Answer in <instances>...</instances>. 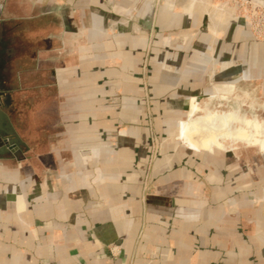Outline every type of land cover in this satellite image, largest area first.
I'll list each match as a JSON object with an SVG mask.
<instances>
[{"label": "crops", "instance_id": "1", "mask_svg": "<svg viewBox=\"0 0 264 264\" xmlns=\"http://www.w3.org/2000/svg\"><path fill=\"white\" fill-rule=\"evenodd\" d=\"M132 11L0 0V264H264V148L209 139L230 107L264 127V44L211 18L217 52L197 64L160 39L179 15L108 33Z\"/></svg>", "mask_w": 264, "mask_h": 264}, {"label": "rangeland", "instance_id": "2", "mask_svg": "<svg viewBox=\"0 0 264 264\" xmlns=\"http://www.w3.org/2000/svg\"><path fill=\"white\" fill-rule=\"evenodd\" d=\"M115 1L116 0H103V3L108 8H111ZM141 1L146 5V12L143 16H139L135 11L127 12L124 15L106 16L104 19V27L107 29L108 33L117 34L123 32L138 35V33L141 32L145 34L147 38H150L155 33L154 25L158 13L160 11H162L163 14L168 13V15H166L167 18L173 13L176 16L179 15L183 25L181 27H167L161 32L160 39L165 45V50L173 53L175 49H178L180 50V54H183L187 52L188 49H193L198 58L197 64H201L200 61H203V59L209 55L215 58L217 52V44L214 41L209 43L210 39H203L205 33L209 31L212 33L209 28V24L211 23L209 14L213 11H217L218 13H227L228 18L227 22L225 20L219 23L221 25L223 24V27L218 25L216 27V32L213 33L214 35L223 33L225 27L228 25H242L249 31L256 42L264 44V0H187L188 4L187 2L185 3V0ZM199 7H201V9H199ZM95 18H97L99 22L102 20L100 16ZM213 19V25H217L218 21H216L215 18ZM219 29L220 31H218ZM189 50L188 52H190ZM228 50L231 49L228 47ZM242 51L243 53H248L250 47H244ZM177 61L178 63L181 62L179 60ZM211 61L212 63L218 62V60L213 61V59H211ZM161 64L163 67L170 66L173 68L168 62L166 63L164 61ZM211 65L212 64H210V66Z\"/></svg>", "mask_w": 264, "mask_h": 264}, {"label": "bare ground", "instance_id": "3", "mask_svg": "<svg viewBox=\"0 0 264 264\" xmlns=\"http://www.w3.org/2000/svg\"><path fill=\"white\" fill-rule=\"evenodd\" d=\"M186 2L188 4L187 0H185V3ZM187 4H184V5H187ZM199 8H201V7H199ZM209 16H210L209 19L215 18L216 21H218V24L216 26L212 25V27H211V29L214 32H216V27L218 25H221L219 23H221L222 21H225V20L227 22V18H228L227 13L223 14V13H220V12L218 13L217 11L216 12L213 11L211 14H209ZM212 21H214V19ZM221 26L223 27V24ZM218 31H220V29ZM226 111H227V117L230 116L231 114L238 115L237 120L234 121V122L232 120L231 122H228V124H227L226 121H224L223 129L221 128V131L223 130V135H222L223 136V140H219V141L217 140L216 136L220 132H218L216 127L211 125L212 129L209 128V130H211V136L209 135V139L212 140V141L210 143H212L213 145H215L217 147H221L222 144H223V146L227 145V147H228V146H230V144H232V146H233L235 144V142L238 141V142L247 144L248 146L249 145H257L259 148L263 149L264 148V127L261 124V122L257 121L255 118L247 117V115L245 113H240L239 110H238V107H232V108L230 107ZM226 111H225V114H226ZM199 119H200L199 116L195 117V118H191L190 117V119H189L188 123H186V125L182 124L181 129L182 130L183 129L186 130L187 128L189 130L190 129L191 130H194V129L200 130V129H202V127L198 124V120ZM257 128L259 129V133H260L259 136L256 135L258 133L257 132L258 131ZM214 130H216L217 132H214ZM209 133H210V131H209ZM202 142L205 143L204 140H202ZM210 148H211V145L208 146V149H210Z\"/></svg>", "mask_w": 264, "mask_h": 264}, {"label": "water", "instance_id": "4", "mask_svg": "<svg viewBox=\"0 0 264 264\" xmlns=\"http://www.w3.org/2000/svg\"><path fill=\"white\" fill-rule=\"evenodd\" d=\"M1 112V111H0ZM1 114H2V116L5 118V115H4V113H2L1 112ZM214 132H217L216 130H214ZM195 136H197V134L195 135ZM7 143V146L10 148V149H12V146L10 145V143L12 144L13 143V141L12 140H10V141H4L3 140V142H0V152H1V149L2 150H4V145Z\"/></svg>", "mask_w": 264, "mask_h": 264}, {"label": "built area", "instance_id": "5", "mask_svg": "<svg viewBox=\"0 0 264 264\" xmlns=\"http://www.w3.org/2000/svg\"><path fill=\"white\" fill-rule=\"evenodd\" d=\"M119 31H121V30H119ZM108 249H109V252L112 256H116L118 254V247L115 244H113V243L110 244Z\"/></svg>", "mask_w": 264, "mask_h": 264}]
</instances>
